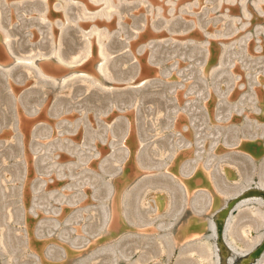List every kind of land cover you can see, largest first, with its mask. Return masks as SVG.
I'll list each match as a JSON object with an SVG mask.
<instances>
[{"label": "rangeland", "instance_id": "374dc122", "mask_svg": "<svg viewBox=\"0 0 264 264\" xmlns=\"http://www.w3.org/2000/svg\"><path fill=\"white\" fill-rule=\"evenodd\" d=\"M0 264H264V0H0Z\"/></svg>", "mask_w": 264, "mask_h": 264}, {"label": "water", "instance_id": "95a60500", "mask_svg": "<svg viewBox=\"0 0 264 264\" xmlns=\"http://www.w3.org/2000/svg\"><path fill=\"white\" fill-rule=\"evenodd\" d=\"M209 226L208 225H206V228H208Z\"/></svg>", "mask_w": 264, "mask_h": 264}]
</instances>
